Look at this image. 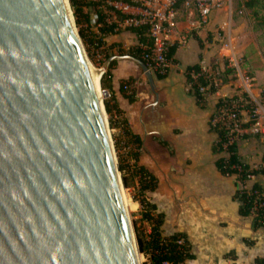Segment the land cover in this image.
Returning <instances> with one entry per match:
<instances>
[{
  "label": "water",
  "instance_id": "obj_1",
  "mask_svg": "<svg viewBox=\"0 0 264 264\" xmlns=\"http://www.w3.org/2000/svg\"><path fill=\"white\" fill-rule=\"evenodd\" d=\"M88 63L69 0H0V264H138Z\"/></svg>",
  "mask_w": 264,
  "mask_h": 264
},
{
  "label": "crops",
  "instance_id": "obj_2",
  "mask_svg": "<svg viewBox=\"0 0 264 264\" xmlns=\"http://www.w3.org/2000/svg\"><path fill=\"white\" fill-rule=\"evenodd\" d=\"M90 1L99 3L89 11L90 31L100 35L103 26L99 16L112 20L111 10L124 2ZM229 13L216 10L203 19L194 6H178L175 25L168 29L170 49L175 48L173 63L164 78L152 74L154 89L147 77H141L139 69L145 73L135 62L110 61L114 57H132L130 54L142 43V37L147 40L146 29H141L145 34L140 37L134 30L112 21L117 26L115 32L102 36L101 55L108 56L104 62V66L108 65L106 72L114 65L107 90L123 114H114V130L126 135L120 124L124 119L127 131L138 137L139 144H134L144 151L142 156L137 155L138 165L158 181L155 191L146 192L147 197L156 206V213L164 216V236H187L195 256L187 264H254L257 259H264V228L255 229L254 214H240L238 177H225L218 170L216 163L225 155L216 152L218 135L210 125L219 100L234 97L239 85L237 79L225 85L218 77L227 74L229 56L237 58L228 45L224 46L229 35L225 31ZM196 65L220 83L218 91L203 97L201 103L186 76L188 68ZM131 78L135 80L131 87L135 90L133 102L128 98L130 92L124 94L120 90L121 83ZM244 137L241 143L237 142L241 160L252 170L264 169L262 149L250 142L249 136ZM130 141L134 142L131 138ZM255 185L264 194V175L251 177L246 189L250 191Z\"/></svg>",
  "mask_w": 264,
  "mask_h": 264
},
{
  "label": "trees",
  "instance_id": "obj_3",
  "mask_svg": "<svg viewBox=\"0 0 264 264\" xmlns=\"http://www.w3.org/2000/svg\"><path fill=\"white\" fill-rule=\"evenodd\" d=\"M71 9L74 13L76 27L79 30V34L81 40L83 41L84 46L86 47V51L90 56V59L94 56L92 54V50L97 53L102 54L101 48L104 43L102 41V36L110 33H114L117 26L109 25L104 16H99V23L103 26L100 30V35H96L90 31V16L89 11L91 9H95L99 6L97 2H89L88 0H69ZM120 2H128L127 0H120ZM245 8L254 10L255 7L260 6L264 9V0H248L244 4ZM88 10V12H87ZM254 16L256 19L260 21V24L264 26V16L260 17L259 13L254 11ZM121 19H124V16H119ZM140 37L144 36L145 30H134ZM144 42L145 39L142 37L140 40ZM140 50L134 49L131 52V56L141 59ZM175 54V48H171L169 51L170 59H173ZM108 58L105 57V60ZM142 60V59H141ZM113 64L110 65L108 71L103 75L101 79V85L104 90H109V86L107 83L112 82V73ZM227 73H232L231 70H227ZM193 75H196L197 78H194ZM187 79L191 84L195 96L198 101L203 102V96L199 92V86H205L206 80L205 75L202 73V69L196 65L188 68L187 70ZM165 76H158V78L162 79ZM134 79H129L127 81H123L120 85V90L122 93L130 92L131 95L128 96L131 102L134 101L135 90L131 89L134 84ZM217 90L211 89L212 93H215ZM236 98L227 99L228 102L235 101ZM219 105L217 106V109ZM106 112L109 116L110 127L114 129L116 127L114 122V114L117 117H121L123 114L117 106V103L112 98H109L105 101ZM251 110V109H250ZM217 112V111H216ZM216 113L214 114V116ZM214 116L210 120V125L212 129L218 135V143L216 144V152L219 153H227L228 157H222L218 159L216 166L220 173L225 177H232L237 175L238 181V189H237V198L241 203L240 214L243 217H249L251 215H255L254 218V227L255 229L264 228V197L263 189L259 186L255 185L249 191L246 189V183L250 180L251 177L257 176L258 174L264 175V169L252 170L248 165L243 163L241 157L238 152L237 142L229 144L228 142V132L225 127L221 125H217L216 127L212 126V120ZM121 126L125 130L127 136H129L134 143L139 144L138 137L132 135L127 131V122L122 119L120 121ZM248 137H244L247 139ZM226 146V147H225ZM137 161V156H135ZM135 172L138 175L139 183H140V194L142 197L137 200L142 207V218L146 221L150 228L151 232L148 235L147 240L142 239L139 235H137L138 248L141 254H143L147 261L144 264H187L188 262L194 261L195 256L192 252V246L186 235L181 233H176L171 236H164L162 234V226L164 223V216L162 214L156 213V206L152 204L146 197V192H153L156 190L158 181L157 179L149 173L143 167H134ZM120 172L124 171V167L119 166ZM125 187H128L126 181H124ZM254 192H257L259 195H254ZM256 202V203H255ZM258 204V205H257ZM257 206V207H256ZM256 208V211L254 209ZM254 264H264V259H257Z\"/></svg>",
  "mask_w": 264,
  "mask_h": 264
},
{
  "label": "built area",
  "instance_id": "obj_4",
  "mask_svg": "<svg viewBox=\"0 0 264 264\" xmlns=\"http://www.w3.org/2000/svg\"><path fill=\"white\" fill-rule=\"evenodd\" d=\"M127 1L111 10L110 16L113 19L108 18L107 23L111 25V22L114 21L116 24H121L132 30L146 29L147 40L138 46L141 52L140 57L149 71L158 76H166L173 63L169 57L168 29L175 25L177 9L180 4L184 7L194 6L203 19H207L216 10H225L227 13L231 10V0ZM119 16L125 18L117 21ZM100 55V53H97L96 56ZM229 60L233 72H237L236 76L239 81L237 94L232 98H221L219 100V109L216 110L212 126L221 125L225 127L228 132L229 144L238 142V140L248 135L264 140V88L259 89L254 85L253 80L241 73L238 60L231 57V55ZM193 77L197 78L196 75H193ZM205 79L207 84L199 86V92L203 97L213 94L211 92L212 88L218 91L220 87V83L209 73L205 74ZM254 90L257 92L256 96ZM103 92L105 97L111 98L109 91L103 90ZM233 98H236L235 101L228 102L227 99ZM257 98L260 102L257 101ZM254 195L259 194L254 192ZM261 197H264V194ZM254 211H256V208Z\"/></svg>",
  "mask_w": 264,
  "mask_h": 264
},
{
  "label": "rangeland",
  "instance_id": "obj_5",
  "mask_svg": "<svg viewBox=\"0 0 264 264\" xmlns=\"http://www.w3.org/2000/svg\"><path fill=\"white\" fill-rule=\"evenodd\" d=\"M88 1L91 2L90 0ZM102 1H106V0H102ZM112 1L119 2L120 0H111V2ZM247 1L248 0H232L231 10H230L231 13H229L230 17H228L227 20V22H229V26L225 28V31L228 30L229 35L227 40L225 39L226 41L224 42V46L228 45V47L232 49L233 51L232 53L234 54L235 57H237L236 59L238 60L240 71L245 73V75H247L249 79L253 80L254 85H257L259 89H263L264 88V26L263 24H260V21L258 19H256V16H254L253 12L256 11L259 13L260 17H263L264 9L261 8L260 6L255 7L254 10L247 9L244 6V4ZM84 49L90 64L97 70L103 71V69L105 68L104 66V62L106 61L105 57L103 55L97 57L96 52L92 50V54L94 56L92 57V59H90V56L88 55L85 46ZM227 54L228 52H226V55ZM228 60H227L228 69L232 70L230 66V62ZM139 71L141 72L140 74L141 77L146 79V76L142 73V71L140 69ZM105 73L106 71L104 72V74ZM151 74L154 75V73ZM236 74L237 72L236 73L232 72L230 74L224 73L222 74V76L219 75L218 77L223 80V83L225 85H227L230 82H233L237 79ZM154 76H156V74ZM101 89H103L102 85H101ZM256 93H257L256 90H254L255 96ZM107 99H109V97H104V104ZM257 101L260 102L258 98ZM107 118L109 121L108 114H107ZM108 128H109V134L112 140V144L115 149L118 170H119V166L124 167V171L120 172L119 170V174L123 183L122 188L124 189L126 195L131 200L132 203V204L130 203V208H129L130 210L129 220L132 226L135 240L137 242V235H139L142 239L147 240L148 235L151 232V228L149 224L143 220L142 207L140 206V203L137 201L142 197V194H140L139 178L134 169V167H141L138 165V161L136 162L135 156L137 155L142 156L144 154V151L136 147L134 142L132 143V141H130V138H128V136L112 129L110 127V121ZM248 136H249L248 140H250V142H253L256 146H259L258 147L259 149L260 148L262 149L261 150L263 152L262 159H264V140H262L259 137H254L253 135H248ZM253 138L254 139L256 138L257 140H254ZM239 142L241 143L242 140H240ZM221 154L222 156L225 155V157H228L227 153H219V155ZM124 181L127 182L128 187H125ZM145 195L146 197L148 196L147 193ZM148 200L150 201L151 198H149ZM150 202H152V200ZM140 256L142 257L141 264H144L147 261V259L143 254H141Z\"/></svg>",
  "mask_w": 264,
  "mask_h": 264
},
{
  "label": "bare ground",
  "instance_id": "obj_6",
  "mask_svg": "<svg viewBox=\"0 0 264 264\" xmlns=\"http://www.w3.org/2000/svg\"><path fill=\"white\" fill-rule=\"evenodd\" d=\"M65 2L67 4L68 0H65ZM88 65H89V69H90V73H91V78H92V81H93L94 86H95L98 101H99L101 109H102V113H103V117H104V121H105V125H106V130H107L108 135L110 136L109 128H108V122H107L108 118H107V115L105 114V111H104V95H103V92L101 89V73H102V71L97 70L90 63H88ZM110 139H111V137H110ZM121 196H122L124 209H125L126 215L128 217V220H129V211H130L129 208H130L131 200L128 198V196L126 195V193L122 187H121ZM136 259L138 261V264H141L142 257L137 252H136Z\"/></svg>",
  "mask_w": 264,
  "mask_h": 264
}]
</instances>
